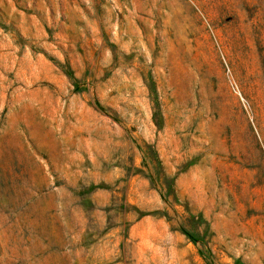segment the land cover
<instances>
[{"label": "rangeland", "instance_id": "1", "mask_svg": "<svg viewBox=\"0 0 264 264\" xmlns=\"http://www.w3.org/2000/svg\"><path fill=\"white\" fill-rule=\"evenodd\" d=\"M0 264H264V0H0Z\"/></svg>", "mask_w": 264, "mask_h": 264}]
</instances>
